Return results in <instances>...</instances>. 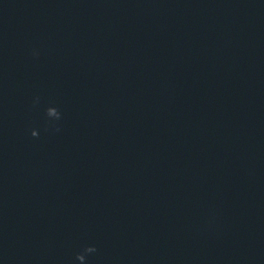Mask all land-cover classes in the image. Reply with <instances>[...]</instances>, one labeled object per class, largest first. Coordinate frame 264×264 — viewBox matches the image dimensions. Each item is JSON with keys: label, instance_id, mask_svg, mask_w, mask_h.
<instances>
[{"label": "clouds", "instance_id": "9594fccd", "mask_svg": "<svg viewBox=\"0 0 264 264\" xmlns=\"http://www.w3.org/2000/svg\"><path fill=\"white\" fill-rule=\"evenodd\" d=\"M33 55L37 56L38 52L33 51ZM38 102H39V97H36L33 103L35 105ZM45 115L48 118L49 127L55 128L56 131H59V128L55 124L56 121H59L62 119V113L59 111V109L55 106H49L45 110ZM31 136L38 137L39 136L38 130L32 129ZM96 252H97V249L94 245L85 246L81 251L76 253L75 260L78 262V264H87L88 257L91 254H94Z\"/></svg>", "mask_w": 264, "mask_h": 264}]
</instances>
